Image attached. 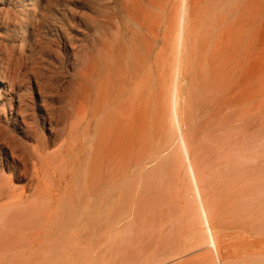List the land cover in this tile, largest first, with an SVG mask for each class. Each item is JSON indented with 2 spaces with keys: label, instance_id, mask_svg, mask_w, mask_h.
<instances>
[{
  "label": "rangeland",
  "instance_id": "374dc122",
  "mask_svg": "<svg viewBox=\"0 0 264 264\" xmlns=\"http://www.w3.org/2000/svg\"><path fill=\"white\" fill-rule=\"evenodd\" d=\"M191 2L178 63L181 0H0V74L39 107L32 112L56 160L45 175L54 193L42 196L51 215L11 211L0 264H216L180 159L175 92L221 264H264V0ZM45 105L51 128L41 122ZM1 126L22 137L10 120ZM84 172L109 201L90 199L99 189L85 187ZM29 175L14 187L31 184Z\"/></svg>",
  "mask_w": 264,
  "mask_h": 264
},
{
  "label": "bare ground",
  "instance_id": "6f19581e",
  "mask_svg": "<svg viewBox=\"0 0 264 264\" xmlns=\"http://www.w3.org/2000/svg\"><path fill=\"white\" fill-rule=\"evenodd\" d=\"M192 0H181V8H180V14H179V17H178V21L177 24H175L173 26V30L175 31L174 34L175 37L173 36L174 38V57L176 58V60L178 61V63H180V60L182 58V55H183V52H184V46H185V43H186V37L189 36L187 35V32L189 31L188 30V27L190 29V26H189V21H191V18H189V12H190V8H192L193 6H191V2ZM10 19V18H9ZM1 24V23H0ZM191 24V22H190ZM169 25V26H168ZM166 26V32H170V31H173L172 30V26L173 25L171 23L168 24ZM196 26V25H194ZM194 26H193V29H194ZM197 27V26H196ZM196 27H195V30H196ZM6 28V27H5ZM195 30L193 32H195ZM211 30H212V26H211ZM199 32V31H198ZM10 33V32H8ZM209 33V32H208ZM192 35H195V38L197 36V34H191ZM208 35V34H207ZM14 36V35H13ZM199 36V35H198ZM197 36V37H198ZM213 36V35H212ZM201 38L203 36H200ZM205 38L207 36H204ZM203 37V38H204ZM13 38V37H12ZM199 38V37H198ZM213 38V37H212ZM211 38V39H212ZM190 39V38H189ZM3 40V39H2ZM199 40V39H198ZM203 41V39H202ZM189 42V40L187 41ZM200 42V41H199ZM211 42V40H210ZM2 45V44H1ZM193 45V44H192ZM195 45V43H194ZM198 45V43H197ZM200 46V45H198ZM210 46V45H209ZM1 47V46H0ZM190 46H188V49H189ZM206 47V46H205ZM186 49V48H185ZM194 49V48H193ZM11 50V49H9ZM191 50H189L190 52ZM15 52V50H14ZM185 54V52H184ZM8 55V54H7ZM7 57V56H6ZM4 57V59L6 58ZM189 57H190V54H189ZM189 57H186L185 59L189 58ZM18 59V57H17ZM9 60V59H8ZM184 61V60H183ZM7 64V62H6ZM13 66V65H12ZM16 67V65L14 66ZM20 69V67H19ZM15 70V68H14ZM19 72V71H18ZM12 73V72H11ZM9 75V73H8ZM12 75V74H11ZM18 75V74H17ZM131 76V75H130ZM12 77V76H11ZM16 77V76H15ZM27 77V76H26ZM33 77V76H32ZM37 78L36 74H35V79ZM121 78V76H120ZM23 80V78H21ZM34 79V80H35ZM38 79V78H37ZM36 79V80H37ZM18 79H14V78H10L9 76H5L3 74H0V124L2 125L3 122H7L8 120H10L13 124V127L16 128L17 127V131L18 133H21L22 137L21 138H15V137H10L11 135H9V132L6 131L5 127L1 126L0 127V137L3 138V143H2V146L0 147V151L3 150V156L1 155V158H0V233L2 232V225L4 224V222H6V219H7V216L11 213V211H13L14 209L16 210H20V212L25 216V217H31L32 216V213L30 212V208H32V206L34 208H40L42 210H45V212H48L50 215H51V210H49V208H46L45 206H47V201H44L45 200V197H44V200H42V196H51L53 193H54V188L51 187V185L49 186L47 184V181H46V176L47 173H46V170L49 169L50 167L52 169H54V166L56 165V160H55V157H53L51 154L49 155L47 152L48 149H50V139L49 137H45L42 135V130H43V127L40 123V119H38L35 115H34V110L36 108H39L35 105L34 102L31 101V97H30V94L28 97H25L24 95H18L17 93V81ZM27 80H28V83L30 82L27 77ZM40 80V79H39ZM121 80V79H120ZM119 80V82H120ZM131 80V79H130ZM38 82V81H37ZM40 82V81H39ZM3 83V84H2ZM4 83L6 85H4ZM26 83V81H25ZM36 83V82H35ZM123 83V82H122ZM31 84V83H30ZM22 85L24 86V82L22 83ZM27 85V84H26ZM20 86V85H19ZM37 86V84H36ZM134 86V85H133ZM27 87V86H26ZM122 87V86H121ZM125 87V85L123 86ZM28 89V88H27ZM39 89V87H38ZM37 89V91H38ZM125 89V88H124ZM131 89V88H130ZM19 90H20V87H19ZM40 90V89H39ZM133 90V89H131ZM123 91V90H122ZM124 92V91H123ZM40 94V92H39ZM125 93H123V96H124ZM129 94V93H128ZM133 94V93H132ZM121 95V94H120ZM119 95V96H120ZM122 96V97H123ZM14 97H16L17 99V106L16 107H13V103H14ZM115 97V96H114ZM117 97V95H116ZM133 97V96H132ZM120 99V97H119ZM124 99V97H123ZM33 100V99H32ZM115 100V99H114ZM132 100V99H131ZM13 101V103H12ZM134 101V100H132ZM111 102H114V101H111ZM117 102V100H116ZM121 102V100H120ZM128 102V101H127ZM136 102V101H135ZM118 103V102H117ZM122 103V102H121ZM112 105V103H110ZM109 104V105H110ZM129 104H130V101H129ZM126 105V104H125ZM124 105V106H125ZM115 106V105H114ZM113 106V107H114ZM128 106V105H127ZM45 113L42 116V123L44 125V122L46 121L47 125L51 128L52 126V121H53V116H52V109H50L48 107V105H45ZM129 107V106H128ZM132 108V106H130ZM129 107V109H130ZM94 109V108H93ZM128 109V108H127ZM136 109V108H135ZM180 109V107H179ZM178 103H177V96H176V92H175V98L173 100V104H172V113H173V128L175 129L176 127V132L178 133V142H179V146H180V149L179 151L181 152V156L182 158H180L181 160L183 159V161L185 162V165H186V172L188 174V180H189V183H190V187L192 188V193H193V197H194V200H195V204H196V211H197V215L196 217L199 218V222L205 232V240H206V243L205 241L203 243L207 244V246L205 247H209V249L211 250L212 252V256L214 257V261L216 264H221L220 262V255L218 253V250H217V246H216V242H215V238H214V235L213 234V231L214 229H212V226H211V213H210V210L208 208V206L206 205L205 203V200L203 199L204 197L202 196V192H201V188H200V181H199V177L195 171V168H194V161H192L191 157H190V148L188 147V142L187 140L185 139V136L183 135V133L181 132V126L180 125V116L178 117ZM13 111H14V115H13ZM28 111H30L29 114ZM33 111V112H32ZM91 111V110H90ZM98 111V110H97ZM119 111V110H118ZM130 111H132V109H130ZM93 112V111H92ZM100 112V110H99ZM104 112V111H102ZM115 112V111H114ZM122 112V111H121ZM120 112V113H121ZM123 112H125L123 110ZM129 112V110H128ZM82 113V112H81ZM118 113V112H117ZM130 113V112H129ZM127 113V116L128 114ZM102 114V113H101ZM115 114V113H113ZM122 114V113H121ZM131 114V113H130ZM9 115L10 118H7ZM13 115V116H12ZM84 115H86L84 113ZM126 115V114H125ZM16 116H19L21 117V123H18L17 120H16ZM97 116V115H96ZM120 116V115H119ZM97 117H100V116H97ZM102 117V116H101ZM122 117V115H121ZM125 117V116H124ZM96 118V117H95ZM94 118V119H95ZM116 118V117H115ZM119 118V117H118ZM124 119V118H123ZM122 119V120H123ZM32 120V121H31ZM118 120V119H117ZM116 120V121H117ZM121 120V121H122ZM129 120V119H128ZM94 121V120H93ZM127 121V120H126ZM132 121V120H131ZM112 121H110L111 123ZM98 123V121H97ZM101 123H102V120H101ZM113 123V122H112ZM111 123V124H112ZM116 123V122H115ZM122 123V122H121ZM130 123V122H129ZM96 124V123H95ZM109 124V123H107ZM22 125V126H20ZM85 125V124H84ZM90 125V124H89ZM94 125V124H93ZM97 125V124H96ZM125 125V124H124ZM123 125V126H124ZM131 125V123H130ZM115 126V124H114ZM122 126V127H123ZM175 126V127H174ZM81 127V126H80ZM94 127V126H93ZM110 127V126H109ZM112 127V126H111ZM118 127V126H117ZM121 127V128H122ZM127 127V126H126ZM125 127V128H126ZM68 129V128H67ZM92 129V128H91ZM108 129V128H106ZM118 129V128H117ZM120 129V128H119ZM129 129V128H128ZM49 130V129H48ZM51 130V129H50ZM79 130V129H78ZM104 130V129H103ZM125 131V129H123ZM127 130V128H126ZM183 130V129H182ZM54 131L56 132V130L54 129ZM66 131V129H65ZM108 131V130H107ZM106 131V133H107ZM113 131H114V127H113ZM129 131V130H128ZM130 131H131V127H130ZM111 132V131H110ZM115 132V131H114ZM127 132V131H126ZM134 132V131H133ZM57 133V132H56ZM93 133V132H91ZM129 133H132L129 132ZM175 133V131H174ZM186 134V133H185ZM93 135V134H92ZM109 133L106 135L108 136ZM115 135V134H114ZM119 135H121V133H119ZM123 135V133H122ZM126 135V134H125ZM124 135V136H125ZM5 136V137H4ZM65 136V135H64ZM78 136V135H77ZM95 136V135H94ZM110 136V135H109ZM176 136V135H175ZM67 137V136H66ZM91 137V135H90ZM101 137V136H100ZM98 138V137H97ZM102 138V137H101ZM100 138V139H101ZM124 138V137H123ZM122 138V139H123ZM129 138V137H128ZM188 138V136H187ZM79 139V137H78ZM130 139V138H129ZM71 140V139H70ZM87 140V138L85 139ZM109 140V138H107V141ZM115 140V139H113ZM128 140V139H127ZM28 141H33L35 142L34 145H27V142ZM133 141V140H132ZM131 141V142H132ZM72 142V141H71ZM78 142V141H77ZM114 142V141H112ZM111 142V144H112ZM134 142V141H133ZM177 142V143H178ZM60 143V141L58 142V144ZM73 143V142H72ZM86 143V141H85ZM103 143V142H102ZM119 143H120V140H119ZM65 144V143H64ZM68 144V143H67ZM66 144V145H67ZM74 144V143H73ZM91 144V142H90ZM105 143H103L104 145ZM117 144V143H116ZM129 144V143H128ZM1 145V144H0ZM62 145V144H61ZM76 145V144H75ZM119 145V144H118ZM117 145V146H118ZM135 146V144H133ZM177 145V147H178ZM56 146V145H55ZM81 146V145H80ZM87 146V145H86ZM114 146V145H113ZM129 146V145H128ZM133 146V147H134ZM93 147V146H92ZM108 147V146H107ZM122 147H123V144H122ZM132 147V145H131ZM191 147V146H190ZM54 148V147H53ZM64 148V147H63ZM74 148V147H73ZM113 148V147H112ZM110 149V148H109ZM118 149V148H117ZM134 149V148H133ZM6 150H8L9 152V155H10V158H8V156L6 155ZM25 150H28L30 152V155L27 156L25 154ZM62 150H65V149H62ZM67 150V148H66ZM78 150V149H77ZM90 150V149H89ZM103 150V149H102ZM112 150V149H111ZM110 150V152H111ZM92 151V150H91ZM119 151V149H118ZM134 151V150H133ZM79 152V151H78ZM126 152V151H125ZM74 153V152H73ZM105 153V152H104ZM109 153V152H108ZM112 153V152H111ZM193 154V153H191ZM65 155V154H64ZM77 155V154H76ZM88 155V153H87ZM117 155V154H116ZM120 155V154H119ZM133 155V154H132ZM102 156V155H101ZM107 156V155H106ZM112 156V155H111ZM134 156V155H133ZM192 156V155H191ZM195 156V155H194ZM109 157V156H108ZM126 157V156H125ZM101 158V157H100ZM107 158V157H106ZM83 159V158H82ZM263 160V159H262ZM85 161V160H84ZM114 161V160H113ZM91 162V161H90ZM75 163V162H74ZM79 163V162H78ZM135 163V161H134ZM264 163V161H263ZM91 164V163H90ZM94 164V163H93ZM100 164V163H99ZM111 164V163H110ZM117 164V162H116ZM184 164V163H183ZM202 164V163H201ZM260 164V162H259ZM258 164V165H259ZM261 164H262V161H261ZM260 164V165H261ZM82 165V164H81ZM108 165V163L106 164V166ZM112 165V164H111ZM131 165V164H130ZM257 165V166H258ZM259 165V166H260ZM263 165V164H262ZM91 166V165H90ZM89 166V167H90ZM99 166V165H98ZM126 166V165H125ZM134 166V165H133ZM109 167V166H108ZM115 167V166H114ZM128 167V166H127ZM185 167V166H184ZM94 168V167H93ZM258 168V167H257ZM5 169H7L9 171V176L5 175L6 171ZM69 169V168H68ZM108 169V168H107ZM116 169V168H115ZM125 169V168H124ZM127 169V168H126ZM132 169V168H131ZM260 169V168H259ZM261 169H262V166H261ZM74 170V169H73ZM91 170V169H89ZM100 170V169H99ZM129 172L131 171L129 168H128ZM134 170V169H133ZM201 170V168H200ZM198 170V171H200ZM258 170V169H257ZM264 170V168L262 169ZM68 171V170H67ZM113 171V170H112ZM120 171V170H119ZM124 171V170H123ZM127 171V170H125ZM197 171V172H198ZM203 171V170H202ZM72 172V171H71ZM76 172V170H75ZM100 172V171H99ZM132 172V171H131ZM130 172V173H131ZM261 171H258L257 174H260ZM28 173L30 174L29 176V179H30V182L31 184H28L23 186L22 188H20L19 190H17L15 187H14V182L15 181H18L19 179H22V177L24 176H28ZM101 173V172H100ZM109 173V172H108ZM124 173V172H123ZM128 173V172H127ZM133 173V172H132ZM201 173V171H200ZM68 174V173H67ZM82 174V173H81ZM111 174V173H110ZM113 174V173H112ZM119 174V173H118ZM199 174V173H198ZM72 175V174H71ZM80 175V174H79ZM106 175V174H105ZM129 175V173H128ZM263 175H264V172H263ZM49 176V175H48ZM77 176V175H76ZM75 176V177H76ZM84 179H85V182H86V185L85 187H93V188H97L99 189L101 184L99 183V179L98 177L95 175L94 178H90L87 173L85 174L84 172ZM109 176V175H107ZM114 176V175H113ZM133 176V175H132ZM72 177V176H71ZM123 177V176H122ZM261 177V176H260ZM263 177V176H262ZM27 178V177H25ZM73 178V177H72ZM132 178V177H131ZM76 179V178H75ZM103 179V177H102ZM108 180V178H106ZM264 179V178H263ZM26 180V179H25ZM65 180V179H64ZM74 180V179H73ZM82 180V179H81ZM80 180V181H81ZM122 180V179H121ZM111 181H113V179L111 178ZM129 181V180H128ZM120 182V181H119ZM49 183V182H48ZM105 183V182H104ZM115 183V182H114ZM264 183V182H263ZM72 184V183H71ZM107 184V183H106ZM112 184V183H111ZM120 184V183H118ZM261 185H263L261 182H260ZM17 185V184H16ZM15 185V186H16ZM67 188V186H66ZM84 188V187H83ZM88 188V189H89ZM262 188V187H261ZM31 189V191L29 192V190ZM87 189V190H88ZM96 189V190H97ZM120 189V188H119ZM118 189V190H119ZM264 189V188H263ZM62 190V189H61ZM68 190V189H67ZM84 190V189H83ZM93 190V189H92ZM261 189H259L260 191ZM113 191V190H112ZM115 191V190H114ZM117 191V190H116ZM110 192V190L108 191ZM60 193V192H59ZM68 193V192H67ZM112 193V192H110ZM85 194V198L88 199V195H86V190L83 191V194ZM55 195V194H54ZM65 194L63 193V196ZM70 195V194H69ZM117 195V194H116ZM115 195V196H116ZM261 194H259L260 196ZM66 196V195H65ZM109 195H105L100 189L96 192H94L92 194V197L90 199H92L95 203H101L103 201H106L108 199L109 201ZM57 197V196H56ZM118 197V196H117ZM116 197V198H117ZM258 197V196H257ZM261 197V196H260ZM115 198V199H116ZM79 199V198H78ZM77 199V200H78ZM114 199V200H115ZM73 200V198H72ZM81 200V199H80ZM107 201V202H108ZM113 201V200H112ZM69 202V201H68ZM112 203V202H111ZM110 203V204H111ZM116 203V202H115ZM120 203V202H119ZM71 204V203H70ZM92 204V203H91ZM104 204V203H103ZM81 205V204H80ZM101 205V204H100ZM100 205H99V210H100ZM52 206V205H51ZM61 207V206H60ZM98 208V207H96ZM95 209V208H94ZM195 211V212H196ZM58 213H61V212H58ZM101 213V212H100ZM97 214V213H96ZM55 215V214H54ZM104 215V214H103ZM99 217V216H98ZM95 219V218H94ZM195 222V221H194ZM42 224V223H41ZM102 225V224H100ZM196 225V224H195ZM213 225V224H212ZM49 226V225H48ZM201 226H198L201 228ZM50 227V226H49ZM48 228V227H47ZM201 228V229H202ZM72 229V228H71ZM72 231V230H71ZM58 232V231H57ZM39 233V232H38ZM79 234V232H78ZM35 236H36V233H35ZM72 237V236H70ZM203 237V236H202ZM33 240V239H32ZM31 240V241H32ZM40 240V239H39ZM30 245V244H29ZM32 245V244H31ZM100 245V244H99ZM98 245V246H99ZM26 246V245H25ZM31 250V249H30ZM98 250V249H97ZM260 255V254H259ZM16 256V255H15ZM13 257V256H12ZM31 257V255L29 256ZM60 258V257H59ZM242 259V258H241ZM240 259V260H241ZM257 259V258H256ZM256 259H253L255 260V262L253 264H255L257 261ZM260 260V258H258ZM257 259V260H258ZM26 260V258H25ZM180 260V259H179ZM245 260V259H244ZM264 260V259H263ZM6 261V260H5ZM28 261V260H27ZM252 261V260H251ZM261 261V260H260ZM26 263V262H25ZM69 263V262H68ZM245 263V262H244ZM249 263V262H247ZM259 262H257L258 264ZM242 264V263H241ZM251 264V263H250Z\"/></svg>",
  "mask_w": 264,
  "mask_h": 264
}]
</instances>
